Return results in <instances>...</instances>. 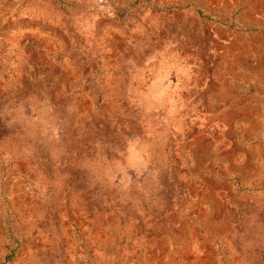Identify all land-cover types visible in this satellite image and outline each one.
Returning <instances> with one entry per match:
<instances>
[{"label": "rangeland", "instance_id": "1", "mask_svg": "<svg viewBox=\"0 0 264 264\" xmlns=\"http://www.w3.org/2000/svg\"><path fill=\"white\" fill-rule=\"evenodd\" d=\"M0 264H264V0H0Z\"/></svg>", "mask_w": 264, "mask_h": 264}]
</instances>
